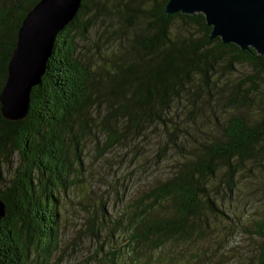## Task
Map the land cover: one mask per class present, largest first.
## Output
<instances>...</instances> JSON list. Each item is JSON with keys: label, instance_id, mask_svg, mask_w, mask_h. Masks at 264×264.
Wrapping results in <instances>:
<instances>
[{"label": "trees", "instance_id": "obj_1", "mask_svg": "<svg viewBox=\"0 0 264 264\" xmlns=\"http://www.w3.org/2000/svg\"><path fill=\"white\" fill-rule=\"evenodd\" d=\"M38 1L0 0V92L18 29ZM166 1L114 0L107 10L103 0H81L55 37L26 116L10 121L0 112V199L6 206L0 264H26L30 248L36 264L50 262L59 246V194L75 184L90 135L100 158L161 126L162 153L182 157L123 215L128 246L159 250L191 239L210 217L226 215L223 201L232 199L244 176H264V56L210 38L203 13L165 14ZM103 18L117 24L116 46L86 61L78 39ZM242 64L252 71L235 81ZM250 224L260 240L256 264H264V217ZM103 264L117 263L110 258Z\"/></svg>", "mask_w": 264, "mask_h": 264}, {"label": "rangeland", "instance_id": "obj_2", "mask_svg": "<svg viewBox=\"0 0 264 264\" xmlns=\"http://www.w3.org/2000/svg\"><path fill=\"white\" fill-rule=\"evenodd\" d=\"M103 1L107 10L114 2ZM116 28L112 19H101L78 39L81 58L94 63L106 45L115 47ZM251 71L248 64L238 65L234 80ZM185 113L186 109L179 115L181 121ZM162 131L161 126L150 127L144 135L116 144L100 158L96 157L95 138H85L81 172H74L73 187L59 194V246L48 264H103L110 258L117 264H256L260 240L250 232V223L264 217V176H244L232 199L223 201L226 215L210 217L191 239L168 242L159 250L141 244L128 246L130 226L123 215L142 192L169 177L182 159L174 150L162 153L166 139ZM10 176L7 173L6 178ZM101 219L105 222L100 223ZM38 259L30 248L26 264H36Z\"/></svg>", "mask_w": 264, "mask_h": 264}, {"label": "water", "instance_id": "obj_3", "mask_svg": "<svg viewBox=\"0 0 264 264\" xmlns=\"http://www.w3.org/2000/svg\"><path fill=\"white\" fill-rule=\"evenodd\" d=\"M81 0H39L22 20L15 48L8 61L7 77L0 92L1 116L23 119L29 108V94L41 83L54 40L76 15ZM167 15L203 13L211 27L210 38L235 43L243 51L253 48L264 56V0H167ZM6 214L0 199V219Z\"/></svg>", "mask_w": 264, "mask_h": 264}]
</instances>
